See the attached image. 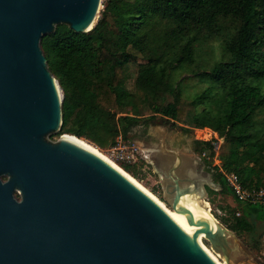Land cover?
<instances>
[{
	"label": "trees",
	"instance_id": "1",
	"mask_svg": "<svg viewBox=\"0 0 264 264\" xmlns=\"http://www.w3.org/2000/svg\"><path fill=\"white\" fill-rule=\"evenodd\" d=\"M219 37L225 59L193 72L208 85L187 97L180 75L196 63L200 45ZM40 43L64 95L59 136L104 150L159 117L185 129L210 128L223 137L219 149L214 140L197 143L209 151V165L221 160L213 168L222 192L231 190L221 168L245 186L264 187V125L257 118L264 85L255 83L264 82V0H106L90 31L60 23ZM119 164L137 177L134 165ZM260 208L245 204L237 216L222 206L226 217L214 215L242 235L255 230L251 218Z\"/></svg>",
	"mask_w": 264,
	"mask_h": 264
},
{
	"label": "water",
	"instance_id": "2",
	"mask_svg": "<svg viewBox=\"0 0 264 264\" xmlns=\"http://www.w3.org/2000/svg\"><path fill=\"white\" fill-rule=\"evenodd\" d=\"M100 5L0 0V264H216L120 172L46 138L60 131L64 95L41 38L60 23L90 31ZM173 188L174 207L199 187L175 180Z\"/></svg>",
	"mask_w": 264,
	"mask_h": 264
},
{
	"label": "rangeland",
	"instance_id": "3",
	"mask_svg": "<svg viewBox=\"0 0 264 264\" xmlns=\"http://www.w3.org/2000/svg\"><path fill=\"white\" fill-rule=\"evenodd\" d=\"M105 1L106 0H101L100 11L104 8ZM209 42L200 45L196 63L193 65H187L186 72L180 75V77H183V90L184 95L187 97H196L201 94L203 89L208 85V83L200 82L199 78L193 75V72L200 69L209 70L216 61H221L226 57L225 51H223L221 37L211 39ZM226 55L229 56L227 52ZM205 65H207V67H205ZM260 81H255V83L264 85V82ZM202 108L203 107H200V109ZM257 118L259 123L263 122L262 125H264V109L258 113ZM209 129L185 131L179 125L173 126L170 123H166L165 120L160 117L132 127V130L128 134L129 139L122 138V140L127 144L137 143L140 145L144 156L137 161V163L132 164L134 165L135 171H137V177H134L144 185L145 188L165 202L167 206L173 208V200L175 196L174 188L167 178L160 176L155 165L156 158L166 157L171 163L174 161L175 157L168 154L162 156L160 151L155 150L173 149L176 150L178 154H181V156H184V150L186 147L194 148L195 146L198 149V140H214V147L217 151L221 145L223 137L217 132ZM61 136L62 135H58V132H52L51 134L46 135V138L51 142H57ZM90 144L100 149L106 157L120 166L117 161L110 157L111 150L109 148L103 150L95 144ZM208 154V150L201 154L196 152V157L201 164L199 168L201 173L205 177L212 178L213 181V177L217 172L213 166L217 165L221 160L215 159L213 165L208 166L204 163L203 159L207 158ZM219 166H221V163ZM177 170L173 169L174 172ZM198 181L199 186L203 188L202 190L204 191H202L201 188H198L197 192L200 194L202 203L207 201L210 204L209 211L213 217V223L217 222L223 228L228 229L214 214H218V217H226L224 215L226 211L222 209V206L236 208V210H239L242 213V206L237 205L229 194L219 192L216 186H214L212 182H208L206 178L200 177ZM215 181L217 182L216 179ZM180 185L184 187L187 183L180 182ZM189 185L194 186V184ZM173 209H177V207ZM259 212L264 215V209L260 208ZM251 221H253V218H251ZM254 224L255 230L251 233L245 232L242 235H238L234 231L228 229V231H225V233L221 235L220 238L215 239V241H212L207 237H201V239L209 247L212 253L224 264H264V223L255 220Z\"/></svg>",
	"mask_w": 264,
	"mask_h": 264
},
{
	"label": "bare ground",
	"instance_id": "4",
	"mask_svg": "<svg viewBox=\"0 0 264 264\" xmlns=\"http://www.w3.org/2000/svg\"><path fill=\"white\" fill-rule=\"evenodd\" d=\"M60 95L62 92L60 91ZM60 139L67 140L74 145L96 155L115 170L120 172L125 178L137 186L140 190L146 193L150 198H152L159 206L165 210V212L183 229V231L196 243L198 244L207 254L212 258L216 264H224L221 262L209 249V247L202 241L201 237L208 238L207 231H212L213 233H223L224 230L217 223H213V217L211 215L210 204L205 201L201 202L200 194L196 190L184 191L180 194L177 199V204L173 207L177 209L170 208L159 199L156 195L150 192L144 187L134 176L129 172L124 170L116 162L112 161L106 157L100 149L91 145L89 142L84 141L81 138L72 135H62ZM111 157V156H110ZM112 158V157H111ZM113 159V158H112ZM114 160V159H113Z\"/></svg>",
	"mask_w": 264,
	"mask_h": 264
},
{
	"label": "crops",
	"instance_id": "5",
	"mask_svg": "<svg viewBox=\"0 0 264 264\" xmlns=\"http://www.w3.org/2000/svg\"><path fill=\"white\" fill-rule=\"evenodd\" d=\"M181 128L185 131L199 130V128H195V129H185L184 127H181ZM198 141H201V140H198ZM155 151H160L162 156L168 154L170 156L175 157L174 161H172L171 163L168 161V159H166V157L156 158V165H155V167L158 169L160 176L167 178L168 181L172 184V186H174L175 180H178L179 183L185 182V183H187V185L196 183L198 185V187L201 188L199 186L198 180L200 179V177H204V178H206V180L208 182H212V184L214 186H216V188L219 192L223 193L222 192L223 187H222L221 183L218 181L216 173L214 176L215 178L213 177L214 180L212 181V178L205 177L201 173V170L199 169L201 164L198 161V158L196 157V152H199L200 154L202 153L200 150V146L198 147V149L195 146H194V148L186 147V149L184 150V153H185L184 156H181V154H178L176 152V150H173V149H167V150L156 149ZM203 159H204L205 164H207L208 166H211L207 163L206 158H203ZM183 160H184V162H183ZM175 165H177L176 168H174ZM173 169H176V170L178 169L179 171L177 170L174 172ZM215 179L217 180L218 183L215 181ZM202 189L203 188H201V190ZM202 191H204V190H202ZM223 194H229L231 196L232 200L235 201L237 205L245 206V204L239 203L235 199V197L233 196V194L231 192L230 193L229 192L223 193ZM253 219L264 223V215L262 213H260L259 211L254 214Z\"/></svg>",
	"mask_w": 264,
	"mask_h": 264
},
{
	"label": "built area",
	"instance_id": "6",
	"mask_svg": "<svg viewBox=\"0 0 264 264\" xmlns=\"http://www.w3.org/2000/svg\"><path fill=\"white\" fill-rule=\"evenodd\" d=\"M109 149L111 150L110 156L118 163L135 164L144 157L140 145L137 143H125L122 140V136H119L116 144ZM215 159H219L218 156ZM220 163L219 161L217 165H220ZM220 171L224 175L228 188L239 203L264 208V187L245 186L236 172H227L222 168ZM224 215H227L226 212ZM236 215L240 216L241 211L237 210Z\"/></svg>",
	"mask_w": 264,
	"mask_h": 264
}]
</instances>
